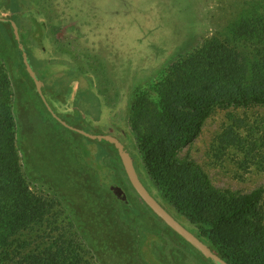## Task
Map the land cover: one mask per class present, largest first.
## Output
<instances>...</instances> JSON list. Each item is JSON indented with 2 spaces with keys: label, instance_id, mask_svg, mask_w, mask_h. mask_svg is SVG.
I'll return each instance as SVG.
<instances>
[{
  "label": "rangeland",
  "instance_id": "374dc122",
  "mask_svg": "<svg viewBox=\"0 0 264 264\" xmlns=\"http://www.w3.org/2000/svg\"><path fill=\"white\" fill-rule=\"evenodd\" d=\"M248 1L28 0L46 32L36 43L24 35L26 46L34 44L41 94L0 32V117L5 111L11 118L15 159L30 190L53 203L44 220L48 238L77 242L96 264H214L147 206L105 140L77 129L112 134L138 154L134 113L148 116L141 122L147 132L162 97L190 114L208 104L201 129L176 143V155L194 160L216 187H264V104L221 107L198 73L187 77L180 69ZM5 3L0 0V19L9 15ZM30 22L24 14L22 32ZM114 184L126 202L110 190ZM151 193L165 205L160 193ZM261 205L264 212V192Z\"/></svg>",
  "mask_w": 264,
  "mask_h": 264
},
{
  "label": "trees",
  "instance_id": "16d2710c",
  "mask_svg": "<svg viewBox=\"0 0 264 264\" xmlns=\"http://www.w3.org/2000/svg\"><path fill=\"white\" fill-rule=\"evenodd\" d=\"M2 1L9 9V15L0 19L2 37L14 43L25 68L22 49L11 25L14 21L27 60L40 80L32 54L34 44L24 43L25 33L35 43L46 33L43 22L38 19L39 12L28 0ZM245 5L249 6L247 10L229 18L221 34L209 37L185 58L184 64L189 62L190 66L180 67L187 77L193 74L187 71L198 73V78L206 83L204 87H212L214 103L221 107L264 104V0H249ZM24 14L31 22L22 32ZM46 105L57 119L58 114ZM154 105L161 113L147 132L141 129V122L148 116L134 113L132 118L138 154L119 139L128 150L140 180L150 193L151 190L160 193L165 205L160 204L177 220L182 218L192 225L189 230L227 263L264 264L261 205L264 187L246 192L216 187L199 164L190 158L178 157L174 150L177 142L195 136L201 129L209 114L208 104L195 107L191 114L181 111L178 103L166 97ZM13 139L11 118L3 111L0 117V264H96L77 242L71 239L72 243L68 242L64 236L48 238L44 220L53 203L30 190L15 159ZM106 143L118 155L114 144ZM105 167L111 170L110 166Z\"/></svg>",
  "mask_w": 264,
  "mask_h": 264
},
{
  "label": "water",
  "instance_id": "95a60500",
  "mask_svg": "<svg viewBox=\"0 0 264 264\" xmlns=\"http://www.w3.org/2000/svg\"><path fill=\"white\" fill-rule=\"evenodd\" d=\"M11 25L13 28V32L15 35V39L18 41V46L22 49V60L25 65V68L31 78L33 79L37 91L41 94V81L37 78L34 70L32 69L31 65L29 64L26 56V52L23 50V45L19 41V33L18 28L14 21H11ZM49 108V107H48ZM54 114V113H52ZM58 119V118H57ZM59 120V119H58ZM60 122L67 126L64 121ZM69 127V125H68ZM80 133L88 136L92 139H103L112 144H114L115 148L117 149L118 155L121 159L123 164L124 170L126 175L134 188L137 194L142 198V200L147 204V206L159 217L161 218L169 227H171L175 232H177L181 237H183L188 243H190L194 248L199 250L206 258H210L213 262L217 264H229L220 256H218L213 250H211L202 240H200L197 236H195L188 228H186L183 224H181L170 212H168L160 202L148 191L145 187L143 182L140 180L137 171L134 167L132 158L125 149L124 144L117 138L116 136L103 133V134H90L83 130L77 129ZM110 190L113 194L122 201H127L126 193L124 192L123 188L117 184L111 185Z\"/></svg>",
  "mask_w": 264,
  "mask_h": 264
}]
</instances>
